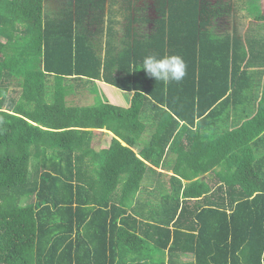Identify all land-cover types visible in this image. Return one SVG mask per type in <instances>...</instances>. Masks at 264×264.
I'll list each match as a JSON object with an SVG mask.
<instances>
[{"label":"trees","instance_id":"trees-1","mask_svg":"<svg viewBox=\"0 0 264 264\" xmlns=\"http://www.w3.org/2000/svg\"><path fill=\"white\" fill-rule=\"evenodd\" d=\"M105 1L54 6L52 17L45 14L44 0H0V38L6 39V45L0 39V264H264V32L244 39L237 32L210 31L217 16L233 15V0L225 6L211 0H157V28L149 41L139 43L131 34L119 47L118 21L111 10L104 48L85 20L90 16V23L100 21L104 32L106 17L90 10L104 9ZM237 8L264 30L261 0ZM18 11L30 37L7 34L6 14ZM24 42L36 47L19 53L18 43ZM7 46L16 50L9 54ZM142 46L158 56H181L185 77L167 84L149 78L142 70ZM35 56L34 68L9 66L24 57L33 62ZM20 76L24 82L18 100L6 83ZM51 77L56 80L53 94L46 83ZM67 78L104 80L135 90L132 105L126 108L102 98L91 106L71 105L63 84ZM180 86L189 95L183 102L169 97ZM140 96L187 126L240 106V96L253 108L241 125L217 139L227 161L219 163L218 174L224 172L213 191L217 197L196 199L210 191L203 179L184 184L172 176L177 187L167 197L169 217L156 223L130 213L125 205L139 190L145 172L156 171L130 147L115 139L106 152L117 160L89 166L74 161L83 153L74 144L76 138L90 133L87 128L122 126L138 110ZM37 134L62 139L53 150L54 161L53 151L49 155L42 148L30 149L28 143ZM33 154L38 161L32 166ZM142 154L157 165L151 154ZM30 197L34 201L28 202ZM196 201L199 206L191 208ZM189 211L194 223L185 227ZM166 250L168 257L162 259L160 253ZM187 254L193 255L191 261L181 259Z\"/></svg>","mask_w":264,"mask_h":264},{"label":"crops","instance_id":"crops-1","mask_svg":"<svg viewBox=\"0 0 264 264\" xmlns=\"http://www.w3.org/2000/svg\"><path fill=\"white\" fill-rule=\"evenodd\" d=\"M75 2V0H57V6L65 5ZM130 3V5H129ZM157 0H106L105 8H94L90 10L91 15L96 12L102 13L106 17L105 31L101 32V22L90 23V16H87L85 20L86 26L90 31L103 42L105 48L107 40V21L110 16L111 10L113 15L118 21L116 24L117 34L115 35V42L120 46L123 39H130V35H137L139 43L147 42L156 32L157 24L155 19L157 18L156 7ZM44 11L46 15L54 17V0H44ZM262 6V3H261ZM130 8V9H128ZM96 10V12H94ZM21 11L16 14H6L5 20L9 21V25L5 28L8 36L21 38L30 37L31 32L27 31L23 18L21 17ZM128 12L125 18H122V13ZM240 19L238 15H221L213 19L210 26V31L215 35H222L216 29L219 26L220 18H225L233 21ZM249 20L257 22L259 30L264 32L260 23L251 16H243ZM98 17H100L98 15ZM16 25L18 28H16ZM99 30V32H98ZM239 26L233 27V30H227L225 33H236L242 36L244 39L248 36H244L239 33ZM223 33V34H225ZM133 39V37H131ZM2 43L6 45V39L0 38ZM36 45L24 43H18L17 49L19 53H22L23 48H28ZM13 50V51H12ZM16 49L7 46L6 51L12 54ZM142 54L139 51L141 57H145L151 54V47L142 46ZM34 52H36L34 50ZM36 55V53L34 54ZM31 61V57L21 58L17 63L9 64L10 67H18V70H24L26 68L36 67L38 65L36 61ZM38 82V80H35ZM143 79H140V83ZM24 78H10L6 83L9 85L10 95L16 97L18 100L22 98ZM56 80L51 77L47 80L48 92L54 93V84ZM39 83V82H38ZM145 84L149 83V80H144ZM67 92V99L71 105L76 106H91L96 101L102 99L109 101L115 105L122 107H130L132 105L133 96L135 90L126 91L120 89L104 80H80L74 78H67L63 81ZM176 93V94H175ZM173 100L183 102L189 96L188 93H184L181 90V86L176 90L169 93V97ZM145 97H138L139 108L136 112L130 114V116L123 120V125L116 127L115 124L112 128L108 126L104 128H87L90 133L83 135L81 139H75L76 147L81 146L83 153L81 156L75 157L76 163H81L85 166L100 165L107 160H117L114 154L107 153L113 144L115 139H118L123 146L130 147L136 155L144 160L148 165L154 167L155 170L148 169L142 179L139 190L134 196H131L129 201L125 203L128 205L130 213L137 215L139 218L148 221L149 223H156L159 220H165L168 218L170 212V203L167 202V197L176 193L177 181L172 179V176L180 177L184 184L192 181L203 179L206 182V186L210 188L204 196L196 199H203L204 197H210L214 199L213 191L218 186L220 177L223 176V172L220 171V161L222 155L220 153L219 146H217V139L221 133H225L228 129H233L241 125L245 119L246 114L251 112L253 108H250L249 103H243L244 96L238 98L242 99V104L238 107H232L225 111H218L209 118L208 121L198 122L195 125H186L184 120L179 119V124L176 123L169 113L156 107L151 106V101L144 99ZM208 95H204L203 99H209ZM175 115V114H174ZM176 117V115H175ZM38 125L37 122H33ZM199 123V124H198ZM43 129L48 130V127L41 126ZM54 131V128H50ZM119 131V132H117ZM61 138L54 137V134H46L42 137V134H37L32 141L28 143L31 146V150L47 151L50 153L60 144ZM222 150V149H221ZM227 150V148H226ZM147 152L152 155L157 162V165L152 163V159L147 160L144 158L143 152ZM163 151V152H162ZM79 152V151H78ZM98 152V153H96ZM225 152V150H224ZM81 152H79L80 154ZM162 156L159 157V154ZM227 155V152H225ZM230 156L231 154L228 153ZM57 154L52 152V160L56 158ZM228 156H226L227 158ZM35 154L30 159V164L36 165L38 159ZM225 158V159H226ZM224 160L222 161V163ZM224 163H227L225 161ZM227 172V171H226ZM181 173V174H179ZM182 175V176H181ZM121 193H116L120 195ZM217 197V196H216ZM35 199V197H34ZM195 202L191 208H197L199 205ZM190 218L184 219V225L193 224L192 211H189ZM182 244V243H181ZM161 258L167 259L168 250L160 253ZM183 261H191L193 259L192 254L183 255L181 257Z\"/></svg>","mask_w":264,"mask_h":264},{"label":"clouds","instance_id":"clouds-1","mask_svg":"<svg viewBox=\"0 0 264 264\" xmlns=\"http://www.w3.org/2000/svg\"><path fill=\"white\" fill-rule=\"evenodd\" d=\"M142 70L156 82L160 81L167 84L173 81H181L186 75L187 66L179 55L158 56L150 54L143 58Z\"/></svg>","mask_w":264,"mask_h":264},{"label":"rangeland","instance_id":"rangeland-1","mask_svg":"<svg viewBox=\"0 0 264 264\" xmlns=\"http://www.w3.org/2000/svg\"><path fill=\"white\" fill-rule=\"evenodd\" d=\"M248 0H233L232 3H237L236 4V7L234 9V11L232 12L233 15H236L237 13H239L238 16H240L239 18L240 19H237L236 16H234V18H236L237 20H233V21H230L228 19H225V18H220L219 20V26L218 28L216 29V31H219L218 34H223L225 33L227 30H233V27H238L239 26V33L243 34L244 36H248V35H251L253 33H256V32H259V27L257 26V22L255 21H252V20H249L248 18H244V19H241L243 18L240 14H246L247 11H241L240 8H237L238 5H241L242 3H246ZM57 0H54V6L57 7ZM211 2L214 4V5H219V6H225V4L229 3V0H211ZM261 3H262V8H263V11H264V0H261ZM237 9H239V12L237 11ZM256 29V30H255ZM28 202L29 201H34V197H30L29 199H27Z\"/></svg>","mask_w":264,"mask_h":264}]
</instances>
